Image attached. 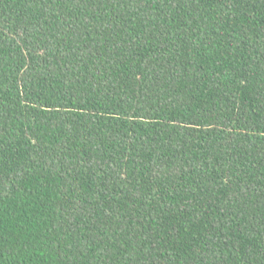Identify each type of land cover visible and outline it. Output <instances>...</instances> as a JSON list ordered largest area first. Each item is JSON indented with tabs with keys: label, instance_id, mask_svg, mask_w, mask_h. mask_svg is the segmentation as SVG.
I'll list each match as a JSON object with an SVG mask.
<instances>
[{
	"label": "trees",
	"instance_id": "obj_1",
	"mask_svg": "<svg viewBox=\"0 0 264 264\" xmlns=\"http://www.w3.org/2000/svg\"><path fill=\"white\" fill-rule=\"evenodd\" d=\"M0 264H264V0H0Z\"/></svg>",
	"mask_w": 264,
	"mask_h": 264
}]
</instances>
